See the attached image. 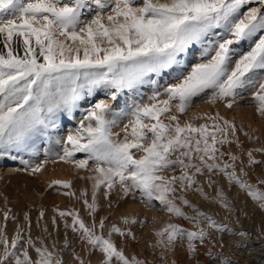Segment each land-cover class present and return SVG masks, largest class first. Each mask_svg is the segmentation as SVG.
<instances>
[{"label":"snow or ice","instance_id":"6c2138e0","mask_svg":"<svg viewBox=\"0 0 264 264\" xmlns=\"http://www.w3.org/2000/svg\"><path fill=\"white\" fill-rule=\"evenodd\" d=\"M250 4L258 7L238 18ZM262 9L264 0H0V159L19 160L33 176L49 163L71 165L90 187L77 192L72 180L53 179L48 188L81 202L91 218L86 222L75 207H56L50 231L43 207L33 224L28 211L18 218L6 205L0 211V264H93L96 253V264H147L127 255L113 239L116 234L125 244L135 240L131 229L108 226L106 217L96 219L100 195L111 207L114 192L119 199L138 195L149 207L158 202L169 215V222L154 229L150 245L161 250L165 261L179 244L194 264H232L216 248L225 247V235L246 233L234 232L187 195L197 194L231 213L222 179L264 212V187L257 186H264V159L255 155L264 156V146L245 149L236 124L218 111L188 113L201 98L207 105L223 103L231 109L238 96L251 90L255 111L264 118ZM245 42L248 50L240 51L237 46ZM153 76H169L173 82L162 86ZM145 85L152 89L147 102L133 98L129 111L117 115L121 95L142 99ZM101 92L103 98L96 99ZM81 102L88 106L76 127L54 141L59 151L45 147L44 159L32 163L40 154L37 141L51 144L58 120L64 114L70 120ZM122 116L128 121L120 127ZM254 166L262 167L257 185L247 179L246 169ZM172 217L194 230L171 222ZM8 221L13 222L11 234ZM61 221L74 238L65 235L58 247L51 237ZM120 222L145 223L127 216ZM198 244L209 245L206 260L198 259Z\"/></svg>","mask_w":264,"mask_h":264},{"label":"rangeland","instance_id":"374dc122","mask_svg":"<svg viewBox=\"0 0 264 264\" xmlns=\"http://www.w3.org/2000/svg\"><path fill=\"white\" fill-rule=\"evenodd\" d=\"M249 7H258V5L250 4L245 6L241 9L238 18H242L244 12H246ZM85 18L87 19L90 17ZM0 47H2V44H0ZM237 47L240 51H247L249 43L245 42ZM195 62L197 61L193 59L192 63ZM153 79H159V84L162 86H166L167 83L173 82L172 78L169 76L161 78L153 76ZM160 90L162 91V88ZM151 91L152 89L150 85L143 86L140 89L143 96L142 99L140 95L126 92L121 95L118 102H116L114 109L115 112L117 115H120L123 112L129 111L128 105L132 103L133 98L139 102H147V97L151 94ZM99 98H103L102 92L96 96V99ZM203 99L204 98H201L195 101L192 109L188 113L189 116L193 113H214L218 111L226 119L233 121L236 124L238 129L237 136L243 142V147L245 149L264 146V118L260 117L255 111V107L251 102V90L243 93L242 96H238L236 104L231 109L226 108L223 103H218L214 106L207 105L203 103ZM87 106V103L81 102L80 107L72 114L70 120L68 114H64L62 119L58 120L60 127L53 132L51 144H44L42 141H37L40 154L36 158H31L32 163H37L39 160L44 159L43 152L45 147H50L53 152L59 151V146L55 145L54 141L66 136L69 130L76 127L81 118V110ZM63 120H68L69 122L63 123ZM127 121L128 117L122 116L120 127H122L123 123H127ZM115 130L119 131L120 129L118 127ZM245 133H248L250 136L254 137V139L249 140L248 137L244 135ZM233 149L234 151L236 150L235 146H233ZM12 155L17 154L13 152ZM20 155H22L23 159H30L27 154ZM255 155L257 159H264V156L259 153H256ZM76 158L81 159L83 156L82 154H77ZM242 158L245 161L247 159L246 156H242ZM246 171L249 173L247 177L249 182L257 185V179L260 178L262 174V167L254 166L253 169H246ZM81 175L87 176L88 173L81 171ZM53 179L72 180L73 190H76L77 192L80 189L90 187L86 180H80L77 177L71 165L62 162H57L55 164L49 163L46 165L45 170H42L41 173L33 176L24 170V166L20 164L19 160L13 161L8 157L0 159V211H2L7 205V207L11 208L12 212L15 213L18 218H22V212L28 211L33 224H35L39 210L43 207L47 222H49V230L52 231L50 220L51 217L55 215L52 209L58 207L59 209L64 210L75 207L80 210V213L85 218L86 222L91 223V218L87 216L81 202L59 194L55 187L48 188V183ZM219 183L225 188L229 200L232 202L234 211L231 213L220 208L218 205H210L207 202L202 201L197 194L187 195V198L192 203L200 207L201 210L213 215L218 221L227 223L233 228L234 232L243 231L246 233L245 236L225 235L223 237L225 247L223 249L217 247L216 251H222L224 256L232 261V264H264V212L259 209L257 204L254 203L250 197L241 192L235 186L229 189L227 181L222 179L219 180ZM257 186L264 187L261 185ZM118 190L119 189H117V191ZM205 190L214 195V192H212L211 189H208L206 185ZM61 191H67V189ZM114 193L111 195L110 199L116 195V193ZM115 200V197H113L111 207L114 208H111L108 206V201L104 200L103 195L101 194L99 197L101 207L96 213V219L99 221V219L106 217L108 226L117 224L125 230L131 229L136 239L132 240L129 238L126 244L123 243L118 235H113V239L117 245L125 247L124 250L127 255L134 254L139 259L146 260L147 264H172V261H176L177 264H194L186 253V247H182L179 244L173 253L167 255L166 261L161 258L160 249H154L150 246L155 243V237L153 235L154 229L162 227L170 220L169 215L159 209L158 202L156 207H149L144 203H141L138 195L133 197L131 194L126 198L124 197L123 201L118 204ZM122 204L125 205L123 206ZM185 211L190 215L192 214L190 209H185ZM122 216H127L130 219L134 218L137 221H145V223L123 225L120 222ZM153 218H156L155 223L153 222ZM171 222L180 223L183 227L194 230L193 226L187 221L172 217ZM0 223H3L2 215H0ZM12 230L13 222L8 221L9 234L12 233ZM38 231L39 229H34V233ZM65 235L70 241L74 238L71 230H66L63 221H61L58 230L52 232L51 239L57 242L58 247H63ZM217 240H220L219 234H217ZM184 244L186 245V241ZM207 247H209V245L200 246L198 244V248L200 249L198 259L206 260L203 253ZM75 249L78 253L84 255L79 243L75 244ZM128 249L130 252L127 251ZM62 255L65 260L69 259L66 254L62 253ZM99 255V253H96L91 257L93 264H96Z\"/></svg>","mask_w":264,"mask_h":264},{"label":"bare ground","instance_id":"6f19581e","mask_svg":"<svg viewBox=\"0 0 264 264\" xmlns=\"http://www.w3.org/2000/svg\"><path fill=\"white\" fill-rule=\"evenodd\" d=\"M119 191V190H118ZM115 194V193H114ZM113 197H115V201H116V203L118 204V203H120L121 201H123V199H119L118 197H117V195H115V196H113ZM113 197L111 198V200L113 199ZM126 198V197H125ZM127 202V201H126ZM123 206L125 205V204H122ZM116 208H118L117 206H115ZM111 208H114V207H111ZM119 209H120V207H119ZM124 249H125V247H124ZM127 249V248H126ZM128 252H130L129 251V249L127 250ZM128 254H131V253H128Z\"/></svg>","mask_w":264,"mask_h":264}]
</instances>
